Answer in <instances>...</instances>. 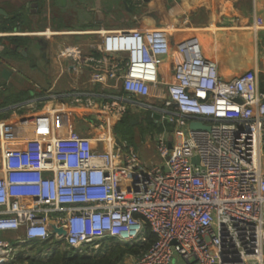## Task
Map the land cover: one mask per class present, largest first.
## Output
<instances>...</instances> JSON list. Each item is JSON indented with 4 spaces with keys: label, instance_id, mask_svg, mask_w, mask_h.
Segmentation results:
<instances>
[{
    "label": "built area",
    "instance_id": "2783aa9c",
    "mask_svg": "<svg viewBox=\"0 0 264 264\" xmlns=\"http://www.w3.org/2000/svg\"><path fill=\"white\" fill-rule=\"evenodd\" d=\"M90 34L102 57L83 64L99 90L71 95L84 133L58 136L52 123L48 138L8 149L0 121V264L35 240L62 242L43 259L65 248L89 255L109 240L143 243L146 228L154 239L129 264H263L264 69L226 80L192 37L177 43L168 80L167 27ZM141 111L162 126L151 135L155 162L113 132ZM198 121L209 129L188 128Z\"/></svg>",
    "mask_w": 264,
    "mask_h": 264
},
{
    "label": "crops",
    "instance_id": "0c3cea01",
    "mask_svg": "<svg viewBox=\"0 0 264 264\" xmlns=\"http://www.w3.org/2000/svg\"><path fill=\"white\" fill-rule=\"evenodd\" d=\"M0 10V121L8 149L32 137L48 138L52 123L58 136L69 130L84 133L86 118L76 113L71 95L99 90L89 84L91 69L83 64L86 57H102L97 49L101 39L90 34L99 30L167 27L170 55L160 73L168 80L181 59L177 43L192 37L226 80L255 64L264 69V42L258 34L264 32V0H0ZM57 93L63 99L51 96ZM132 256L117 264H129Z\"/></svg>",
    "mask_w": 264,
    "mask_h": 264
},
{
    "label": "trees",
    "instance_id": "16d2710c",
    "mask_svg": "<svg viewBox=\"0 0 264 264\" xmlns=\"http://www.w3.org/2000/svg\"><path fill=\"white\" fill-rule=\"evenodd\" d=\"M130 115L124 116L120 121L121 123L127 122L131 126V121L129 120ZM149 120V125H151L154 131L160 132L161 127H157L151 121L150 115L143 119V121ZM116 136L118 134L115 132ZM132 143V142H131ZM135 148L136 145L132 144ZM154 236L149 228H146V240L143 243L138 244H119L111 245L103 251H98L94 254L82 255L74 251V249H54L51 256L48 259L37 258V257H25L21 252L17 254L14 261L9 264H117L126 255L131 254L133 256H138L140 252L145 251L149 244L153 241ZM30 244L37 246L41 245L46 247L47 243H40L38 241H32Z\"/></svg>",
    "mask_w": 264,
    "mask_h": 264
},
{
    "label": "rangeland",
    "instance_id": "374dc122",
    "mask_svg": "<svg viewBox=\"0 0 264 264\" xmlns=\"http://www.w3.org/2000/svg\"><path fill=\"white\" fill-rule=\"evenodd\" d=\"M259 41L261 43L264 42V32L263 31H259ZM150 101L152 102L153 100L150 99ZM150 113L148 112H138V113H133L130 114V118L129 120H131V122H135L133 125L131 124V126H129L127 124V122H123L121 123V121H119L114 130L115 132L118 134V136L120 137V139H126L127 142L129 144H134V145H138L139 142H141L143 139H145V143L142 142L140 144V146L138 147V149H136L140 156L142 157V159H147L150 162H155L157 161V157L155 153H151L153 150V141L149 139V136L152 135L153 133L157 132L154 131V129H152L153 127L151 125H149V120L147 121H143L144 118H146L147 116H149ZM162 128V126H161ZM86 126L83 125V128L81 131H85ZM162 130V129H161ZM161 132V131H160ZM132 142V143H131ZM133 146V145H132ZM134 147V146H133ZM135 148V147H134ZM62 242L58 243V244H52L51 248H55V247H62L61 246ZM116 242L109 240L106 243L103 242L101 243V247L103 248V250L107 249L108 247H110L111 245H115ZM21 247L19 250V252H21L22 254L28 255L29 258L32 257H37V258H42V257H46V255L48 253H50L51 251L48 250V247H40L39 245L34 246L32 245L31 247L26 246Z\"/></svg>",
    "mask_w": 264,
    "mask_h": 264
},
{
    "label": "water",
    "instance_id": "95a60500",
    "mask_svg": "<svg viewBox=\"0 0 264 264\" xmlns=\"http://www.w3.org/2000/svg\"><path fill=\"white\" fill-rule=\"evenodd\" d=\"M1 13H3L0 10ZM7 74V71L3 70L2 71V77H5V75ZM188 128L190 130H198V129H202V130H208L209 128L207 126H204L201 122H190ZM116 144H119V139L115 140ZM197 158H193L192 161L196 162ZM57 232L61 235H65V231L63 229L57 230Z\"/></svg>",
    "mask_w": 264,
    "mask_h": 264
}]
</instances>
